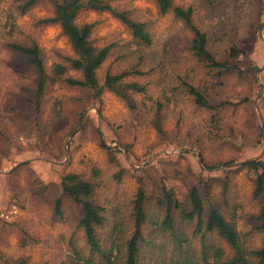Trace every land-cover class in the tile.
<instances>
[{
	"label": "rangeland",
	"instance_id": "374dc122",
	"mask_svg": "<svg viewBox=\"0 0 264 264\" xmlns=\"http://www.w3.org/2000/svg\"><path fill=\"white\" fill-rule=\"evenodd\" d=\"M22 2L0 0V264L102 261L90 253L78 227L81 205L61 187L62 175L72 172L94 184L93 199L106 218L98 228L105 246L122 245L132 236L133 202L145 180L151 196L148 229L163 216L155 197L159 186L172 187L184 200L189 187L198 184L236 223L246 246L260 247L264 235L253 229V217L261 202L253 194L254 176L241 162L264 159V0H174L193 7L194 20L218 58L228 56L231 43L246 51L240 57L243 73L200 62L191 50V29L173 12L161 13L155 0H108L148 24L152 43L143 47L111 12L82 9L76 22L93 23L94 44L111 46L97 71L100 80L107 72H125L126 81L146 85L147 91L135 96L137 110L112 91L94 99L88 88L55 77V64L75 55L60 24L43 21L54 16L55 4L40 0L23 13ZM10 41L41 47L47 81L40 101L39 72ZM69 75L82 76L75 69ZM187 83L234 104L200 108ZM158 101L162 131L153 121ZM57 198L62 215L54 212ZM195 226L190 223L187 235L199 251ZM217 239L226 256L234 254Z\"/></svg>",
	"mask_w": 264,
	"mask_h": 264
},
{
	"label": "trees",
	"instance_id": "16d2710c",
	"mask_svg": "<svg viewBox=\"0 0 264 264\" xmlns=\"http://www.w3.org/2000/svg\"><path fill=\"white\" fill-rule=\"evenodd\" d=\"M39 1L23 0L20 6L21 12L24 13L31 9ZM52 1L55 4L54 16L44 18L43 21L60 24L62 32L68 37L75 51V55L66 57V63L55 64L53 70L55 77L65 80L71 86L88 88L94 99L101 98L105 90L112 91L121 97L130 109L137 110L139 103L135 96L145 93L146 85L137 81H126L125 72H107L104 79L100 80L97 71L109 56L111 46L99 47L94 44L91 38L93 23L78 24L76 18L85 8L109 11L126 25L137 45L141 47L152 43L148 24L133 19L127 11L116 9L108 0ZM155 1L161 13L173 12L191 29L193 32L191 50L200 62L221 72L243 73L240 57L246 51L237 43H231L227 48L228 56L218 58L209 48L207 32L196 24L192 6L177 5L174 0ZM8 44L13 50L22 54L27 59V63L39 72L37 99L40 101L47 81L46 64L41 47L35 42L10 41ZM70 69L80 71L82 76L69 75ZM186 90L200 108L219 110V108L234 104L228 100H214L189 83L186 84ZM162 107V102L158 101L153 118L160 131H162ZM103 146H105L104 143ZM242 166L247 167L253 174L255 182L253 194L261 202L259 212L253 217V229L264 235V159H252ZM140 182L133 202L135 228L132 236L127 238L122 245L114 246L112 242L105 246L98 234V228L103 226L106 218L103 207L93 199V182L82 178L76 172L62 175L60 183L64 193L82 207L78 227L84 232L89 251L103 258L98 263L94 262L93 258L87 259V264H264V237L260 247H247L236 223L225 216L217 201L205 196L198 184L189 187L184 200L176 196L172 187L159 186L157 190L159 193L155 197L156 204L163 211V216L151 221L149 230L147 224L150 214L147 205L151 196L148 192L147 181L141 180ZM54 212L62 215L61 198L55 200ZM193 222L196 223L193 235L201 242L199 251L192 245L187 235L188 227ZM146 229L149 231L145 233ZM218 237L230 245L234 251L233 255L226 256L225 248L218 241ZM75 251H77L76 248Z\"/></svg>",
	"mask_w": 264,
	"mask_h": 264
},
{
	"label": "water",
	"instance_id": "95a60500",
	"mask_svg": "<svg viewBox=\"0 0 264 264\" xmlns=\"http://www.w3.org/2000/svg\"><path fill=\"white\" fill-rule=\"evenodd\" d=\"M66 148H67V147H66ZM253 159H256V158H253ZM249 160H252V159H249ZM249 160H246V161H249ZM246 161H245V162H246ZM245 162H241V163H245Z\"/></svg>",
	"mask_w": 264,
	"mask_h": 264
}]
</instances>
